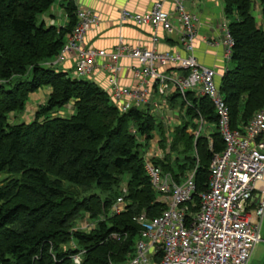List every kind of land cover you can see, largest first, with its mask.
<instances>
[{
    "label": "trees",
    "instance_id": "16d2710c",
    "mask_svg": "<svg viewBox=\"0 0 264 264\" xmlns=\"http://www.w3.org/2000/svg\"><path fill=\"white\" fill-rule=\"evenodd\" d=\"M56 1L0 0V174L7 175L0 183V264H120L139 237L133 217L144 212L150 219L165 208L144 155L163 125L149 105L121 113L94 81L76 78L72 68L44 64L60 53L76 23L71 0L64 5V26L45 22L43 13ZM221 2L233 45L218 88L231 127L238 128L264 107V0H258L260 19L253 15V0ZM43 86L48 94L33 118L11 123L9 115L23 111ZM187 98L191 106H181L186 119L173 127L169 152L154 163L177 181L195 170L196 197L206 188L210 159L224 142L212 102L194 93ZM71 101L72 114L48 115ZM199 115L214 127L210 138L191 133ZM161 142L165 149L164 138ZM123 179L125 207L113 213ZM66 182L91 192L78 197ZM101 213L104 220L97 218ZM85 215L97 221L95 227L75 229Z\"/></svg>",
    "mask_w": 264,
    "mask_h": 264
},
{
    "label": "built area",
    "instance_id": "2783aa9c",
    "mask_svg": "<svg viewBox=\"0 0 264 264\" xmlns=\"http://www.w3.org/2000/svg\"><path fill=\"white\" fill-rule=\"evenodd\" d=\"M64 17L58 23L52 19L51 24L64 26L67 15ZM119 21L150 28V47L130 43H119L111 50L84 46L85 35L97 25L99 16L77 8L76 23L66 33L60 53L49 64L70 62L74 76L102 87L121 113L152 104L150 113L156 112L157 120L161 119L167 129V149L174 127L166 110L167 98L179 95L187 107L191 106L188 93L205 96L214 106L216 128L224 142L223 149L214 152L210 159L206 188L194 197L195 170H188L183 182L164 173L154 160L163 158L167 149L151 140L153 146L145 157V169L165 208L150 219L144 212L133 217L140 225L135 254L120 264H248L255 245L262 240L264 107L245 124L231 127L229 110L218 88L224 70L220 73L195 56L194 43L201 20L185 7L184 0H155L144 12L123 8ZM219 35V41L209 40L208 44L222 46V56L228 62L233 39L224 20ZM172 38L177 39L179 49H159L161 39ZM124 60L128 61L130 84L120 81ZM96 72L104 74L105 81L95 80ZM196 123V129L191 131L195 138L207 122L199 115ZM125 193L123 188V194L112 204L113 213L124 210ZM111 236L123 239L118 233Z\"/></svg>",
    "mask_w": 264,
    "mask_h": 264
},
{
    "label": "crops",
    "instance_id": "0c3cea01",
    "mask_svg": "<svg viewBox=\"0 0 264 264\" xmlns=\"http://www.w3.org/2000/svg\"><path fill=\"white\" fill-rule=\"evenodd\" d=\"M68 0H57L54 5L45 12L48 18L54 16L56 22L65 20L64 5ZM77 8H85L95 12L99 16V22L93 26L85 35L84 46L93 47L97 49L111 50L119 43H130L136 46L150 47L149 36L150 28L137 27L131 23H121L120 11L123 8L135 12H144L150 9L155 0H71ZM253 15L260 19V10L258 0H253ZM185 7L192 13L197 14L201 20L197 26V39L194 43V53L198 61L215 67L218 72L225 70L227 61L222 56V46L211 47L208 44L209 40H220L221 23L226 20L223 13V5L221 0H184ZM167 8L169 4H166ZM60 14V15H59ZM45 15L42 16L44 19ZM161 50H176L179 49L176 38L161 39L159 43ZM125 67L121 73L120 81L123 84L131 83V73L128 66V61L124 60ZM59 67L69 69L70 62H66ZM94 79L98 82L105 81V76L102 73L96 72ZM172 103L175 102L171 99ZM152 107L153 105H149ZM169 120L175 125L186 119L184 111L181 106H176L174 109L168 110ZM161 114V113H159ZM159 121V120H158ZM204 135L209 137L213 132L214 127L206 123L202 128ZM202 134V133H201ZM210 138V137H209ZM161 136L158 132L154 133L153 138L158 143L159 148H163ZM151 140L145 148V157L147 158L148 151L152 148ZM164 144L166 142H163ZM155 159V158H154ZM153 159V160H154ZM181 178V177H180ZM179 178V179H180Z\"/></svg>",
    "mask_w": 264,
    "mask_h": 264
},
{
    "label": "rangeland",
    "instance_id": "374dc122",
    "mask_svg": "<svg viewBox=\"0 0 264 264\" xmlns=\"http://www.w3.org/2000/svg\"><path fill=\"white\" fill-rule=\"evenodd\" d=\"M43 15L46 16V17H44L45 22L51 24L52 19L48 18L46 13H43ZM226 20L228 21L227 18H226ZM54 21H55V19H54ZM55 23H58V22H55ZM51 61L52 60L47 61V62L45 61L44 64L46 63V65H49V62H51ZM59 68H62V67H59ZM69 72H70V74H72V70H70ZM166 73H168V72H166ZM84 79L86 80V78H84ZM48 88H49L48 86H43L39 90H37L36 92L31 94L28 98V101L26 102L25 109L23 111H16L15 113L10 114L9 115V121L11 123L18 124V123L32 119L34 116V109H36L38 106H40V104L45 102L46 96H47L48 90H49ZM167 100H168V102H167L168 107L166 110H170V109L172 110L176 106L184 105V102H183L184 100L179 95L173 96V100L175 101L173 103L171 101V98L168 97ZM156 101L160 102V99L157 98ZM74 110H75V108L73 106V102L71 101L67 105H65L63 109H59L57 111L54 110L53 112L49 113L48 115H51V116L52 115H70L74 112ZM154 116L157 119L159 118L158 114L156 112L154 113ZM159 121H161V119H159ZM162 125H163V131L164 132L161 131L160 129L157 132L160 134L161 138H164V141H166L165 135H166L167 129L164 127L165 125L163 123H162ZM201 133L203 134L204 130H201ZM169 148H170V143L168 144V149L166 151L167 153L169 152ZM181 157L183 158V154H181ZM182 158H180L181 161H182ZM6 176H7L6 174H0V183L4 180V178ZM184 180H185V174H183L181 176L180 182H183ZM64 186L67 187L69 190L76 192L78 194L77 195L78 197L87 195L91 192V191H85L84 192V190L82 188H79L78 186H74L72 184H69L68 182H66L64 184ZM123 188H126V180H124V179L117 188L119 190V194H123ZM105 217H106L105 214L101 213L97 218H98V220H104ZM96 222H97L96 220H93L90 217L85 215L83 217V219L80 218L75 222V229L89 230L90 228L95 227ZM261 238H262V240L255 245V247L252 251V254L250 256V259L248 261V264H264V217H263L262 226H261ZM137 239H138V237L135 239V241ZM146 239L147 238L144 237V240H146ZM134 254H135V246H133V251H132L131 255H134ZM73 260L75 261V263H77L78 261L81 262V254L74 255ZM117 264H119V263H117Z\"/></svg>",
    "mask_w": 264,
    "mask_h": 264
}]
</instances>
